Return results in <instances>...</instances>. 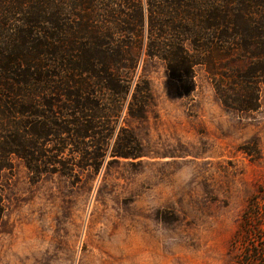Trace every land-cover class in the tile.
I'll list each match as a JSON object with an SVG mask.
<instances>
[{"label":"trees","instance_id":"16d2710c","mask_svg":"<svg viewBox=\"0 0 264 264\" xmlns=\"http://www.w3.org/2000/svg\"><path fill=\"white\" fill-rule=\"evenodd\" d=\"M154 62L186 95L203 69L225 109L252 115L264 92V0H0V225L17 161L32 183L78 185L143 155L130 121L146 117ZM236 242L240 264H264L262 197ZM140 249L145 260V240Z\"/></svg>","mask_w":264,"mask_h":264},{"label":"rangeland","instance_id":"374dc122","mask_svg":"<svg viewBox=\"0 0 264 264\" xmlns=\"http://www.w3.org/2000/svg\"><path fill=\"white\" fill-rule=\"evenodd\" d=\"M145 75L147 114L130 121L141 157L78 185L58 175L32 183L16 162L0 264H112L115 253L124 255L117 264H240L242 215L252 197L264 199V92L260 109L241 116L222 106L203 69L190 95L161 62Z\"/></svg>","mask_w":264,"mask_h":264}]
</instances>
